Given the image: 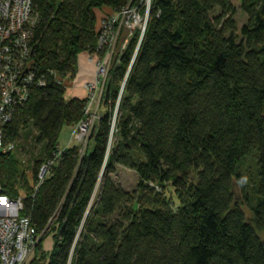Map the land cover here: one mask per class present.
<instances>
[{"label": "trees", "instance_id": "trees-1", "mask_svg": "<svg viewBox=\"0 0 264 264\" xmlns=\"http://www.w3.org/2000/svg\"><path fill=\"white\" fill-rule=\"evenodd\" d=\"M141 1L33 0L30 61L43 84L4 129L17 143L33 126L32 183L13 152L0 156V185L24 193L21 215L41 234L30 264H264V0H239L240 29L231 0H151L144 34L105 83L92 152L58 148L84 118L86 99H67L61 79L82 54H102L97 10ZM116 166L136 174L132 192L112 179Z\"/></svg>", "mask_w": 264, "mask_h": 264}, {"label": "built area", "instance_id": "built-area-1", "mask_svg": "<svg viewBox=\"0 0 264 264\" xmlns=\"http://www.w3.org/2000/svg\"><path fill=\"white\" fill-rule=\"evenodd\" d=\"M32 3L33 0H0V156L15 150L16 142L4 140V129L11 122L14 111L26 102L34 84L38 86L43 84L41 80H35L33 64L30 61L28 42L31 39V28L35 23L32 17ZM137 12V9L127 7L123 11L113 12L116 15L104 20L102 27L109 33H106V41L103 45L101 42L105 34H98V46H102L103 51L100 56L102 61L103 57L106 59L108 55L114 57L113 46L120 45L117 40L120 32L114 31L118 14L123 13V17H126L125 24L140 28L143 19ZM148 12L149 7L146 6V16ZM121 27L122 23L117 29ZM127 45L128 40L119 46L116 56L119 57ZM99 70H101V75L97 77L96 83L90 84L88 90L86 89L88 94H91L95 87L97 91L93 99L90 95L86 97L90 99L84 112V118L76 125L73 134L77 145L81 144L84 147L87 145L86 137L93 129L94 119L97 118V121L99 119V116L96 117L98 100L96 104L93 102L97 95L98 98L101 97L103 87L99 91L98 85H103L106 79L105 69ZM61 82L65 85L64 78ZM81 145H79L80 156L85 151L81 150ZM59 155L60 153L56 154L54 160ZM53 165L54 161L51 159L41 165L37 174L39 185ZM23 199L24 196L11 197L0 185V264H28L40 241L41 234H38L31 226L29 218L21 215L24 209Z\"/></svg>", "mask_w": 264, "mask_h": 264}, {"label": "rangeland", "instance_id": "rangeland-1", "mask_svg": "<svg viewBox=\"0 0 264 264\" xmlns=\"http://www.w3.org/2000/svg\"><path fill=\"white\" fill-rule=\"evenodd\" d=\"M132 2H138V0H132ZM141 2H143L142 11H141V8H140L141 6L140 5H139L140 7H136V6H133L132 3H129V5H127L123 9H121L122 11L124 9H126L127 7H131V9H137L138 12L140 13L139 14L137 12L138 15L140 16L141 19H143L142 20V24H140V26H141L140 28L133 27L132 25H128L127 23L125 24L126 17H123L124 16L123 13H120L117 16L118 17L117 18V25L114 26V28L116 27V29L114 31H119L120 32V34L117 36V40H118L120 45L122 43L124 44L127 40H128V43H129V41L132 38H134L136 33H138L139 37L141 38L142 35L145 32V28H146V24H147V20H148V16H149V12H148V15L146 16L145 11H146V6L150 7L151 0H142ZM231 2L233 4V6L237 10L235 19H236V22H237V27H238V29H240V27L246 22V15L239 8V0H231ZM101 10H97V15L99 17L97 16L96 30H97L98 34H102V33L105 34V36L103 38V41L101 42V45H103V44H105V41H106V33H109V32L102 27V23L104 22V20H106L109 17L114 16L116 14H114L113 12H110L109 14H104ZM120 23H122V27L117 29L119 27ZM112 44H114V40H112ZM120 45L117 44L116 47H115V45L113 46V50L115 52L114 57H111V55H108L106 59H105V57H103V61L101 59L102 57H100L103 54V51H102V48H101L102 46L98 47L99 50L102 52L101 55H99V56L96 55V54L91 55V60H93L94 65H95L96 74H95V79L93 81L88 82V83H86L83 86V90L86 93L85 97L90 95L91 99H93V96L95 95V93L97 91V87H95L93 89L91 94H88L87 90H88L89 85L96 83L97 77L99 75H101V70H99V69H102V68L105 69L104 77L106 78L103 85L102 84L98 85L99 91H100V88L103 87L102 88L101 97L98 98V95H97V98L93 102V104H96L97 103L96 100H98V107H97V112H96L97 115H96V117L97 116L100 117L102 114H104L106 112V107L101 102V98L103 96L105 83H106V81L108 79V76H109L110 71L112 69L113 63L117 59V56H116L117 55V50H118ZM69 78L68 77L64 78V83H65L66 86H68V84L71 83V79H69ZM85 99H86L87 105H88V102H89L90 98H85ZM117 105H119V104L117 103L116 106H115V109L112 110V113L114 112L113 113L114 117H113V121H112L113 125H112V129H111L112 133L115 132L114 131V123H115L114 120H115V117H117V113H118V106ZM96 123H97V118L94 119V121H93V127H94V125H96ZM74 132H75V127H70V126L63 127V129H62V131L60 133V137H59L58 148L60 150H64V149H66L68 147H72L74 145H77L76 141L73 139ZM91 133L88 135V137H86L87 138V141H86L87 144H88L89 139L91 137ZM34 136H35V130H34L33 126H29L27 131H23L21 133L20 141L15 144V150L12 153L13 156L17 159V161H19V169H21V174L30 183H32L31 181H32V177H33V171H32L33 163H34V161L42 159V155H41L42 154V151H41L42 150V145H40V146H36L35 145ZM79 145H81V144H79ZM79 145H77V146H79ZM83 147H84V145H81V150L82 149L85 150L87 145L84 148ZM93 148H94V141L91 140L89 142V146H88V151H87L88 154H90L92 152ZM112 179L114 180V182L116 184L121 186L125 191H131L132 192L137 187V184H138V178H137L136 174L133 171L128 170L126 168H123L121 166H116L115 172H114V174L112 176ZM233 191H234L235 198H237V199L240 198V193L241 192H240L239 187L235 185L233 187ZM20 196H24V193H22V191H20ZM95 197H96V193L93 196V200H94ZM244 209H245L246 217H247V219H249L250 218V212L245 207H244ZM54 234H55V231L51 230L49 236L47 238H45V240L42 243V247H43V249L46 252H50L52 250V248H53V244H54L53 235ZM258 234H259L261 240L264 241V235L261 234V233H258ZM34 255H35V253L29 259L28 264L31 263V261L34 258Z\"/></svg>", "mask_w": 264, "mask_h": 264}, {"label": "crops", "instance_id": "crops-1", "mask_svg": "<svg viewBox=\"0 0 264 264\" xmlns=\"http://www.w3.org/2000/svg\"><path fill=\"white\" fill-rule=\"evenodd\" d=\"M101 11L104 14H109L110 12H112L108 8H103ZM95 74H96L95 65L93 60H91V55L82 54L78 58L76 75L71 80V83H69L68 86H66L67 99H73V98L85 99L86 93L83 90V86L86 83L93 81L95 79Z\"/></svg>", "mask_w": 264, "mask_h": 264}, {"label": "bare ground", "instance_id": "bare-ground-1", "mask_svg": "<svg viewBox=\"0 0 264 264\" xmlns=\"http://www.w3.org/2000/svg\"><path fill=\"white\" fill-rule=\"evenodd\" d=\"M49 173H50V171L48 172V174H47V175H49Z\"/></svg>", "mask_w": 264, "mask_h": 264}]
</instances>
